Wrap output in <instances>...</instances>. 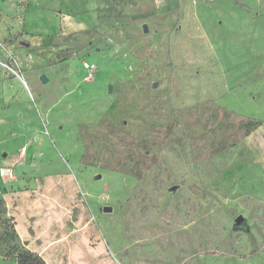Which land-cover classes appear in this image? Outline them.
Segmentation results:
<instances>
[{
  "label": "rangeland",
  "instance_id": "obj_1",
  "mask_svg": "<svg viewBox=\"0 0 264 264\" xmlns=\"http://www.w3.org/2000/svg\"><path fill=\"white\" fill-rule=\"evenodd\" d=\"M24 250L264 264V0H0V264Z\"/></svg>",
  "mask_w": 264,
  "mask_h": 264
},
{
  "label": "trees",
  "instance_id": "obj_2",
  "mask_svg": "<svg viewBox=\"0 0 264 264\" xmlns=\"http://www.w3.org/2000/svg\"><path fill=\"white\" fill-rule=\"evenodd\" d=\"M17 264H47L39 255L30 251H19Z\"/></svg>",
  "mask_w": 264,
  "mask_h": 264
},
{
  "label": "water",
  "instance_id": "obj_3",
  "mask_svg": "<svg viewBox=\"0 0 264 264\" xmlns=\"http://www.w3.org/2000/svg\"><path fill=\"white\" fill-rule=\"evenodd\" d=\"M144 31L146 33L148 32V29H147L146 26L144 27ZM41 81L43 83H47L48 82V79L46 78L45 75H42L41 76ZM109 92H112V88L111 87L109 88ZM174 190H175V188H174ZM112 211H113V208H111V207H105L104 208V212H106V213H111ZM236 227L237 228H240V229H244L246 227V225H245V219L242 216H239L237 218V220H236Z\"/></svg>",
  "mask_w": 264,
  "mask_h": 264
},
{
  "label": "built area",
  "instance_id": "obj_4",
  "mask_svg": "<svg viewBox=\"0 0 264 264\" xmlns=\"http://www.w3.org/2000/svg\"><path fill=\"white\" fill-rule=\"evenodd\" d=\"M85 67H86V68H90V65H89V64H85ZM23 82H24L25 87L28 88L27 83H26L24 80H23Z\"/></svg>",
  "mask_w": 264,
  "mask_h": 264
}]
</instances>
